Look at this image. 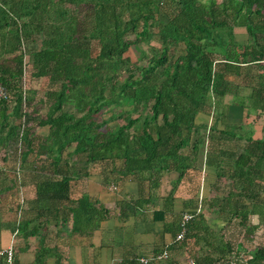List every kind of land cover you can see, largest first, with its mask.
Masks as SVG:
<instances>
[{"label": "trees", "instance_id": "obj_1", "mask_svg": "<svg viewBox=\"0 0 264 264\" xmlns=\"http://www.w3.org/2000/svg\"><path fill=\"white\" fill-rule=\"evenodd\" d=\"M28 71L33 82L47 80L38 98L26 86ZM0 85L7 90L0 145L14 143L20 163L43 155L56 167L67 151L82 156L84 176L99 163L152 187L169 171L179 173L177 184L193 166L183 148L196 132L195 115L213 109L206 161L216 162V185L183 203L181 214H192L183 237L164 247V259L145 264H264V239L245 244L255 231L264 234V134L253 138L245 121L228 124L223 103L233 95L244 117L246 109L264 117V0H0ZM37 126H47L46 135H35ZM167 201L172 197L163 199L164 212ZM67 210L73 233L108 215L85 195ZM207 214L222 218L221 227ZM180 230L178 218L165 225L174 237ZM56 253L39 235L34 264ZM114 264L143 263L132 257Z\"/></svg>", "mask_w": 264, "mask_h": 264}, {"label": "crops", "instance_id": "obj_2", "mask_svg": "<svg viewBox=\"0 0 264 264\" xmlns=\"http://www.w3.org/2000/svg\"><path fill=\"white\" fill-rule=\"evenodd\" d=\"M249 91L246 87V105ZM223 103L228 124L245 121L246 132L251 131L253 138L263 136L264 117L259 112L248 114L246 109L244 117L243 109L230 94L223 96ZM212 110L195 115L196 132L183 148V153L192 157L193 166L175 185L179 178L176 171L164 173L159 184L152 187L147 180L134 176L119 177L99 163L88 165L84 176L82 156L69 158L67 151L62 153L57 168L43 155L31 154L27 162L20 163L17 148L1 145L0 249L12 246L11 264H34L39 235H43L46 246L57 249L44 264H114L124 258H147L165 250L175 239L171 231H165V225L180 219L181 212L187 210L183 206L186 200L193 196L199 200L203 191L210 193L216 185V162L209 157L206 161V136L215 122ZM216 127L223 125L218 121ZM33 132L43 136L48 127L37 126ZM196 139L204 142L194 151L192 143ZM63 176L69 178L66 190L57 186ZM39 187L47 189L41 192ZM84 195L107 208L108 215L92 230L73 233L67 207ZM168 196L172 201H167L169 208L164 212L163 199ZM2 260L7 264L4 255H0V264Z\"/></svg>", "mask_w": 264, "mask_h": 264}, {"label": "rangeland", "instance_id": "obj_3", "mask_svg": "<svg viewBox=\"0 0 264 264\" xmlns=\"http://www.w3.org/2000/svg\"><path fill=\"white\" fill-rule=\"evenodd\" d=\"M242 31H243L242 29H238L237 30L236 39L239 42H244L245 41V37L246 36H245L244 33H242ZM152 43L155 44L156 42L155 41H152ZM128 54L133 59H135L137 57V53H136V51H135V49L133 47H130V49L128 51ZM29 73L30 72L28 71V73H26L24 75L26 86H28V87L29 86H33L35 88V90H37L36 97L38 98V95H41L42 94L43 87L46 85L47 80L45 78H41L39 80H34V82H33V81L30 80V74ZM30 84H32V85H30ZM106 115L107 114H105L104 116H106ZM113 123L114 122H112L110 125H112ZM5 148L14 149L15 148V145L13 143V144H10L9 146H5ZM207 220L209 221L210 225L214 229H218L223 224L222 218L214 217L212 214H207ZM249 220H250L251 223H256L257 222V217L254 216V215L253 216L251 215ZM263 239H264V234L262 233V230H257V231H255L252 234V236L246 238V240H245L246 247L247 248H252L253 246L259 244Z\"/></svg>", "mask_w": 264, "mask_h": 264}, {"label": "built area", "instance_id": "obj_4", "mask_svg": "<svg viewBox=\"0 0 264 264\" xmlns=\"http://www.w3.org/2000/svg\"><path fill=\"white\" fill-rule=\"evenodd\" d=\"M7 97V90L5 89V87H3L2 85H0V102L2 99ZM19 148V145H18ZM200 210V206L197 207L196 212H198ZM192 217V214L188 213V212H184L181 214V218H180V226H181V230L177 233V235L175 236L176 240H179L183 237V232H184V224ZM0 255H4L6 258V262L7 264H11L12 263V246H8L7 249H0ZM167 256V252L166 250L161 251L160 253H158L157 255L151 256V257H140L139 261L143 264L147 263L150 259H156V260H160V259H164ZM189 264H194L193 260H189L188 262Z\"/></svg>", "mask_w": 264, "mask_h": 264}]
</instances>
